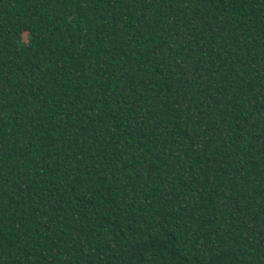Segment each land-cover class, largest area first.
<instances>
[{
	"label": "trees",
	"instance_id": "obj_1",
	"mask_svg": "<svg viewBox=\"0 0 264 264\" xmlns=\"http://www.w3.org/2000/svg\"><path fill=\"white\" fill-rule=\"evenodd\" d=\"M0 264H264V0H0Z\"/></svg>",
	"mask_w": 264,
	"mask_h": 264
}]
</instances>
